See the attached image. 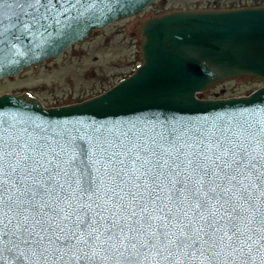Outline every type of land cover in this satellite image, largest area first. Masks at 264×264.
<instances>
[{
  "label": "snow or ice",
  "instance_id": "snow-or-ice-1",
  "mask_svg": "<svg viewBox=\"0 0 264 264\" xmlns=\"http://www.w3.org/2000/svg\"><path fill=\"white\" fill-rule=\"evenodd\" d=\"M101 4L0 0V52L67 37ZM148 99L132 120L0 116V264H264V102L209 118L180 115L183 85Z\"/></svg>",
  "mask_w": 264,
  "mask_h": 264
},
{
  "label": "water",
  "instance_id": "water-1",
  "mask_svg": "<svg viewBox=\"0 0 264 264\" xmlns=\"http://www.w3.org/2000/svg\"><path fill=\"white\" fill-rule=\"evenodd\" d=\"M156 0H121L118 9H104L82 21L67 37L33 41L30 53L13 60L0 52V80L12 78L32 66L56 60L69 47L82 44L105 27L137 16ZM247 14H238L239 12ZM140 65L105 92L70 105L46 108L35 97L0 95V116L28 115L37 121L91 119L132 120L150 111L148 97L156 89L183 85L193 102L180 113L191 117H214L252 110L264 102V6L234 9L172 11L142 21ZM200 53L195 63L186 55ZM249 78L263 85L246 96L201 99L199 95L219 82ZM11 98V99H9ZM104 100L102 104L96 101ZM26 110V112H25Z\"/></svg>",
  "mask_w": 264,
  "mask_h": 264
},
{
  "label": "rangeland",
  "instance_id": "rangeland-1",
  "mask_svg": "<svg viewBox=\"0 0 264 264\" xmlns=\"http://www.w3.org/2000/svg\"><path fill=\"white\" fill-rule=\"evenodd\" d=\"M257 6H264V0H156L137 16L111 24L88 41L69 47L56 60L0 80V95L25 92L46 108L86 100L128 77L139 66L141 39L136 30L143 20L172 11ZM261 86L260 82L248 78L224 81L210 87L200 97L210 100L241 97Z\"/></svg>",
  "mask_w": 264,
  "mask_h": 264
},
{
  "label": "flooded vegetation",
  "instance_id": "flooded-vegetation-1",
  "mask_svg": "<svg viewBox=\"0 0 264 264\" xmlns=\"http://www.w3.org/2000/svg\"><path fill=\"white\" fill-rule=\"evenodd\" d=\"M241 79H247V78H241Z\"/></svg>",
  "mask_w": 264,
  "mask_h": 264
}]
</instances>
